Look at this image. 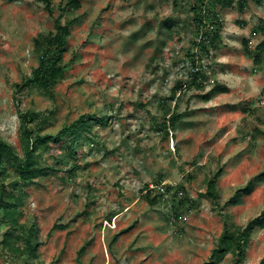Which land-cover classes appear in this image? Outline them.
Instances as JSON below:
<instances>
[{
	"label": "rangeland",
	"instance_id": "obj_1",
	"mask_svg": "<svg viewBox=\"0 0 264 264\" xmlns=\"http://www.w3.org/2000/svg\"><path fill=\"white\" fill-rule=\"evenodd\" d=\"M50 1L51 16L36 0H0V138L22 158L19 112L35 115L28 125L40 135L84 114L106 126L83 134L77 158L42 152L47 176L23 186L10 248L0 212V264L205 263L224 218L244 227L264 210V0L212 6L220 43L195 63L200 88L190 81L191 0H81L73 12ZM56 22L71 30L64 78L52 93L30 86L15 98L39 64L34 40ZM5 167L2 182L16 181ZM217 171L214 201L205 184ZM251 180L252 192L226 205ZM31 227L34 258L15 249ZM263 258L264 229H255L242 264Z\"/></svg>",
	"mask_w": 264,
	"mask_h": 264
},
{
	"label": "trees",
	"instance_id": "obj_2",
	"mask_svg": "<svg viewBox=\"0 0 264 264\" xmlns=\"http://www.w3.org/2000/svg\"><path fill=\"white\" fill-rule=\"evenodd\" d=\"M36 1L44 5V10L48 15H52L53 10L50 0ZM65 1V11L73 12L81 9V0ZM218 3L223 4V0H191L190 11L193 13L192 21L199 36L194 42L198 52L195 53L196 59L191 60L190 81L193 85L198 84L199 88L202 86L198 80L200 71L198 67H194L195 63L197 60H200L201 54L208 55L220 43V31L222 27L217 16L211 11L212 6ZM225 5L231 7L232 1L229 0ZM238 7L240 9L243 8L242 2L238 3ZM165 27L171 30L172 22H165ZM70 32L71 30L68 25H60L56 22L54 32H49L34 40L33 52L36 53L39 64L33 70L30 79L25 80L20 85L14 86L13 96L15 98L30 86H35L47 93H52L53 88L64 78V69L61 61L67 51V40ZM34 119L35 115L32 113L19 112L20 137L24 150L22 158H19L14 153L13 148L0 138V212L3 213L2 222L10 226L9 230L3 235V242L9 248L11 247L10 242L13 241V238H17L13 235L12 230L17 226L21 216L19 207L24 197V193L22 192L23 186H26V182L28 181L36 180L41 176H47L45 167L39 164L42 152H46L51 156L55 152H62L64 156L77 158L80 155L77 148H79V141L83 137V134L89 133L94 124L106 126V119L104 117H99L96 114H84L72 123L64 125L55 135H40L39 131L35 134L33 127L28 125ZM56 161L59 163L58 158ZM5 164H11L18 173V179L10 184L2 182V177L6 174ZM77 168L78 166L74 165L72 170ZM219 175L220 171H217L205 184V196L214 201L219 199L216 192ZM253 187L254 180H251L242 189H238L234 193V197L229 199L226 205L235 204L244 195L250 194ZM144 198L150 205L155 204V199L150 198V191L146 192ZM223 221V230L216 241L212 255L203 264H218L226 255H231L232 264H242L245 248L249 244L252 232L255 229H264V210L244 227L234 225L227 217ZM56 228L64 227L56 226ZM15 229L18 228L16 227ZM20 237L22 238V245H17L15 249L28 255L30 258H34L38 248L36 231L31 227L27 233H22ZM86 247L87 244H84L79 249L77 253L78 257L83 254ZM259 264H264V258Z\"/></svg>",
	"mask_w": 264,
	"mask_h": 264
}]
</instances>
